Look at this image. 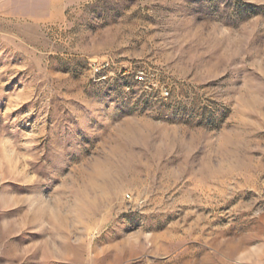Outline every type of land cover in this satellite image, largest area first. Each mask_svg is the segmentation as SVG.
Masks as SVG:
<instances>
[{
    "label": "rangeland",
    "instance_id": "374dc122",
    "mask_svg": "<svg viewBox=\"0 0 264 264\" xmlns=\"http://www.w3.org/2000/svg\"><path fill=\"white\" fill-rule=\"evenodd\" d=\"M18 3L0 264H264V0Z\"/></svg>",
    "mask_w": 264,
    "mask_h": 264
},
{
    "label": "built area",
    "instance_id": "2783aa9c",
    "mask_svg": "<svg viewBox=\"0 0 264 264\" xmlns=\"http://www.w3.org/2000/svg\"><path fill=\"white\" fill-rule=\"evenodd\" d=\"M99 71H101L100 67H96L94 69V72L97 73V74H99ZM138 79H141V77H138ZM161 93H162L163 97H167L169 95V93H168V91L166 89H163Z\"/></svg>",
    "mask_w": 264,
    "mask_h": 264
},
{
    "label": "crops",
    "instance_id": "0c3cea01",
    "mask_svg": "<svg viewBox=\"0 0 264 264\" xmlns=\"http://www.w3.org/2000/svg\"><path fill=\"white\" fill-rule=\"evenodd\" d=\"M16 2H19L18 4H23L24 2H27V0H16Z\"/></svg>",
    "mask_w": 264,
    "mask_h": 264
}]
</instances>
